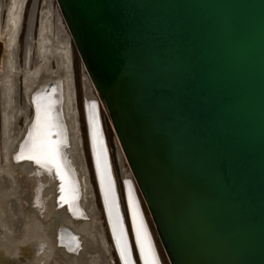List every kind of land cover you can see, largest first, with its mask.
<instances>
[{
	"label": "water",
	"instance_id": "obj_1",
	"mask_svg": "<svg viewBox=\"0 0 264 264\" xmlns=\"http://www.w3.org/2000/svg\"><path fill=\"white\" fill-rule=\"evenodd\" d=\"M56 4L97 93L89 104L84 99L85 122L119 264L124 259L97 164L93 113L107 176L123 214L130 258L134 264L144 260L125 202L123 206L102 110L132 173L123 179L124 194L135 198L156 264L163 261L139 193L168 264H264V0ZM5 50L0 38V68ZM36 98L33 94L34 103ZM35 123L36 116L15 159ZM58 187L57 209L78 208L81 193L76 181L77 196L70 201L62 199V184ZM57 239L58 247L82 249L80 236L69 229L59 230ZM27 261L20 258L22 264Z\"/></svg>",
	"mask_w": 264,
	"mask_h": 264
},
{
	"label": "bare ground",
	"instance_id": "obj_2",
	"mask_svg": "<svg viewBox=\"0 0 264 264\" xmlns=\"http://www.w3.org/2000/svg\"><path fill=\"white\" fill-rule=\"evenodd\" d=\"M2 1L3 0H0V38L4 40L6 50H5V57L1 64L0 72L6 70V73L8 75L7 79L9 81V85L11 88L10 91L11 101L12 103H15V106L19 109L18 112L20 114L19 116L22 117L24 120V127H19L18 123L16 125L18 128V135H19V139L17 143V151L19 149L21 141L24 139L26 133L30 129L31 123L33 122L35 116L37 115L36 112L37 101H39L42 105L50 106L51 116L55 124V128L53 129V131L60 133L59 136H54L53 139L57 137L56 140L61 141L64 144V147L61 149L62 152L61 158L63 163L62 173L59 172L56 168L44 164L43 161L41 162V164H37L34 160L21 161L22 160L21 159V160H17L16 163L22 165L25 164L26 166H28V168L30 169V174L35 175L36 177L37 196L31 195V199L36 205H38V208L40 209L43 208L42 213H43L44 221L47 222L50 226L53 225L54 227L56 225L57 226L60 225L65 229H69L80 236V240L82 242L81 245L82 249L79 250L78 252L76 251L73 253L69 251V254L75 256L76 258L75 261H77V264H86L87 262L86 259L88 257H90L91 259H95L91 261L93 262V264L100 263V261L96 260L97 258H101V260L104 259L108 263L107 255L109 254L110 251L105 236L101 230L98 216L95 212L94 203L93 200L91 199L92 197L90 196L91 193L88 185L87 168L84 160L82 139L79 130V126H80L79 111L77 108L76 91L74 87V79L71 71L70 59L68 58L69 61L67 62L64 61L60 63V61L58 60V56L53 55L50 52L47 54H43L40 51V48L38 47L36 60H33L34 62L32 61L31 56L33 51L32 50L33 42H35L32 34L34 28L33 27L34 12H35L34 11L33 15L31 14L32 17L30 18L28 34H27L28 39L26 44L27 55L25 59V67L24 70L17 68L16 45L18 40L19 25L23 14V6H25L24 5L25 0L22 1L23 6L21 8L17 20L15 31L11 37L8 35L7 27L3 29L1 27L2 11L4 10V8H6L2 4ZM58 14H60V17L62 18L60 11H58ZM62 21L64 22L63 18ZM64 25L66 27V24ZM67 45L70 44L68 42L64 44L65 46L64 52L66 50L67 55H69L70 47L66 48ZM61 55L63 56V54ZM53 60H55L57 66L56 70L51 69V63ZM61 60H65V59H61ZM17 76L23 77V89L25 95L24 107L19 106V102L15 100V97L16 98L18 97V95L16 94L17 85H18ZM85 82H86V86H89L88 79H86ZM33 94L37 95L35 103L32 100ZM85 98H86V103L89 104L90 100L92 99V94L90 91H86ZM16 119L17 121L19 120L18 115ZM33 128L34 125L30 130V134L25 146H23L21 156H26L30 154L29 153V147L31 145L30 137L31 134L33 133ZM41 166H43V168H41ZM46 169H52L53 173H48ZM61 175L64 176V179L61 178ZM123 175L124 178H126L125 180L131 178V176L126 177L125 172H123ZM75 181L79 185V189L81 193V198L78 204V208L82 209V214L85 213L89 214V216L84 219L81 217L82 215H80L79 217V215L76 212V207L72 211H69L67 208L57 209L56 199H57V191L59 190L58 185L62 184L61 187L62 199L64 201L65 200L70 201V199L73 198V194H76L77 196L76 191H74L73 189ZM29 182L30 179H28V188H29ZM47 192L49 193V196H45ZM128 196L129 195L127 194V199L126 197L124 198L126 213H127L128 221L132 220L134 227L135 221L132 219L131 216V205L128 203ZM90 206L92 207V210L90 209L91 208ZM92 211L94 213L90 214ZM70 216L71 217L73 216V219H75L73 220V222H71L72 220L70 221L69 219ZM85 220H88L90 222H84ZM105 221L107 224L106 216H105ZM79 224L80 226H78ZM128 227H130V222ZM63 235L66 236L69 234H63ZM88 236L92 237L93 239L90 240ZM72 246L73 245H68L65 246L64 248L72 249ZM60 253L63 258V262H61V264H68L67 261L68 258L66 254L64 252H60Z\"/></svg>",
	"mask_w": 264,
	"mask_h": 264
},
{
	"label": "flooded vegetation",
	"instance_id": "obj_3",
	"mask_svg": "<svg viewBox=\"0 0 264 264\" xmlns=\"http://www.w3.org/2000/svg\"><path fill=\"white\" fill-rule=\"evenodd\" d=\"M22 1L23 0L8 1L7 32L10 37L15 31L17 20L23 6ZM27 2L28 0H25L23 13ZM34 11L35 7L33 12ZM58 17L60 16H56L57 19L54 17L51 0H46L42 9L38 39L36 40L34 37L33 39L37 43L36 46L40 48L43 54L50 52L58 56L60 63L69 61L68 58L71 62V45L66 46V48L70 47L69 57L66 50L64 52V44L68 37L63 33L61 35L59 25L60 18ZM53 18L56 19L54 23ZM34 25L35 12L33 20V27L35 28ZM34 28L32 34H34ZM61 54H63V56ZM53 61L55 62V60ZM7 76L6 70L0 72V158L2 157L0 161V264H22L20 258H24V256L28 259V264H43V262L46 263L48 261L51 262V264H61L63 258L60 252L66 254L68 264H77L75 256L69 254V251L72 253L75 252L72 251L73 247L72 249L70 248V250L57 246L58 232L59 230L64 231L65 228L60 225H56L55 227L53 225L50 226L45 222L42 209L38 208V205L31 199V194L29 193L30 188H28V172L30 173V169L25 164H17V159L14 158L17 147L11 148L10 145L15 142L14 134L17 130V115L19 119L22 117L19 116V109L15 106V103L11 101V88ZM5 177H10L14 181L15 186L18 185L16 186L17 188H15V186L6 188ZM92 213L94 212L92 211L90 214ZM81 217L84 219L88 217V215L85 213L82 214ZM69 219L70 221L72 220L71 222L75 220L73 216H70ZM19 220L26 222V229L17 230ZM86 260V264H93L91 261L95 259L88 257ZM96 260L100 261L99 264H107L104 259L101 260V258H97Z\"/></svg>",
	"mask_w": 264,
	"mask_h": 264
},
{
	"label": "rangeland",
	"instance_id": "obj_4",
	"mask_svg": "<svg viewBox=\"0 0 264 264\" xmlns=\"http://www.w3.org/2000/svg\"><path fill=\"white\" fill-rule=\"evenodd\" d=\"M8 1L9 0H3L2 1V4L6 7L2 11V15H1V27H2V29L7 27ZM35 2H36V5H35ZM44 3H46V0H28L26 7H25V10H24V13L22 14V19H21V22L19 25L18 40H17V45H16L17 46L16 66H17V68H20L21 70H24V67H25V59H26V55H27L26 44H27V39H28L27 32H28V28H29V21L31 18V14H32L34 7H35V25H34L35 28H34V36L33 37H34V39L37 40L38 39V31H39V27H40V20H41V15H42V9H43ZM51 3L53 6L54 17L56 18V16H60L58 14L59 8L56 4V0H51ZM55 18H53V23H54V21L56 22L57 18L56 19ZM59 22H60L59 25H60V30H61V31L59 30L60 33L61 34L63 33L64 35L66 34V37H68L66 41H68V43L71 45L72 74H73V79H74L75 90L77 93L76 94L77 108L79 111V122H80L79 130H80V136L82 139V149H83V154H84V160H85L86 168H87L88 185H89V189H90V193H91L90 196L92 197L91 199L93 200V203H94L95 212L98 216V220H99V223L101 226V230L105 236V239H106L109 251H110L109 254L107 255V261H108L107 264H119L118 258L116 256V253H115L114 248H113V244H112L111 237H110V234L108 231V227H107V224L105 221L103 207L101 204V199H100L98 189H97V185H96V180H95L93 167H92V163H91V156H90V151H89V143H88V137H87L86 122H85V114H84L85 93H86V91H90V92H92L91 94H93V96H97V93H96L95 88L90 83L87 72H86V70L82 64V59H81L77 49L74 47V42L70 36L68 28L65 27V25H64L65 23H63L62 18L60 19ZM57 31H56V33H57ZM36 44H37L36 42H33V49H32L33 51H32V56H31L32 61L36 60V56H37L38 47L36 46ZM56 67H57L56 63L53 61L51 63V69L56 70L57 69ZM86 79H88V81H89V86H86V82H85ZM17 83H18V85H17L16 94L18 95V97L17 98L15 97V100H17L19 102V106L24 107L25 95H24V89H23V77L22 76H17ZM84 86H85V91H84ZM0 116H1V98H0ZM102 118H103V123H104V128H105L107 140H108L109 147L111 150V155H112V159H113L115 173L117 176L118 185H119L120 192H121V197L123 200L125 198L124 187H123V179H124L123 172L126 173V177L131 176L132 173L130 172L128 166L125 164V158H124L122 151L119 147L117 138L113 135V133L111 131L109 120H108L107 114L105 113L104 110H102ZM17 123H18L19 127H24V120L22 118L19 119L17 121ZM17 132H18V130H17ZM119 156L121 157V160H120ZM1 159H2V157L0 158V161H1ZM28 174H29L28 178L30 179L29 193L32 196H36L37 195L36 194V189H37L36 177H35V175L30 174L29 172H28ZM5 179H6L5 187L6 188L11 187L9 181L12 179L10 177H7V178L5 177ZM45 196H49V193L47 192L45 194ZM139 196H140L142 206H143L144 212L146 214L148 223L150 225L151 231L154 235V238H155L161 259L163 261V264H168V257H167V255H166V253L162 247L161 240H160V238L156 232L154 223L150 217L149 210H148L146 204L144 203L140 193H139ZM44 201H45V199H44ZM88 202H89V199H88ZM124 202H125V199L123 200V206H124ZM76 212L79 216L82 215V209L76 208ZM87 215L89 216V214H87ZM84 222H90V221L85 220ZM78 226H80V224ZM88 238L90 240L93 239L92 237H89V236H88ZM45 264H51V262L48 261Z\"/></svg>",
	"mask_w": 264,
	"mask_h": 264
},
{
	"label": "snow or ice",
	"instance_id": "obj_5",
	"mask_svg": "<svg viewBox=\"0 0 264 264\" xmlns=\"http://www.w3.org/2000/svg\"><path fill=\"white\" fill-rule=\"evenodd\" d=\"M95 105H91L95 109ZM36 124L31 134V145L29 153L26 156H17V160H34L37 164H44L56 168L63 172L62 152L63 142L54 140V136H59V132L53 131L55 124L51 116L50 106L42 105L39 101L36 103ZM93 139L97 142V164L102 167L101 182L105 184V199L109 200V213L113 215V231L116 233V243L119 246V254L124 259V264H134L130 258V244L126 238L125 229L122 223L123 214L120 211L117 197L113 191V182L110 176H107V167L104 164V145L102 140H97L99 136V125L93 113ZM64 179V176L61 175ZM128 203L131 205V216L135 221L134 235L138 241L139 251L143 256L144 264H156L152 243L148 237V231L143 218L140 216L139 208L135 198L129 193Z\"/></svg>",
	"mask_w": 264,
	"mask_h": 264
},
{
	"label": "crops",
	"instance_id": "obj_6",
	"mask_svg": "<svg viewBox=\"0 0 264 264\" xmlns=\"http://www.w3.org/2000/svg\"><path fill=\"white\" fill-rule=\"evenodd\" d=\"M66 42H68V41H66ZM65 42V43H66ZM72 71V70H71ZM17 130H18V128H17ZM17 130H16V132H15V142L14 143H12L11 145H10V147H12V148H16L17 147V143H18V139H19V135H18V132H17ZM10 182V185H11V187H13V186H15V183H14V181H12V180H10L9 181ZM16 186H18V185H16ZM15 186V187H16ZM17 188V187H16ZM27 228V224H26V222L25 221H23V220H19L18 221V225H17V230H21V229H26Z\"/></svg>",
	"mask_w": 264,
	"mask_h": 264
}]
</instances>
